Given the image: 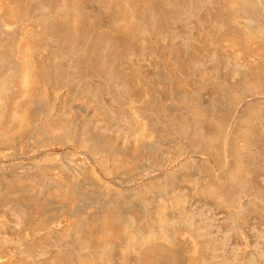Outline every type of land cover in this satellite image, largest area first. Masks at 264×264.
<instances>
[{"label":"rangeland","instance_id":"1","mask_svg":"<svg viewBox=\"0 0 264 264\" xmlns=\"http://www.w3.org/2000/svg\"><path fill=\"white\" fill-rule=\"evenodd\" d=\"M0 1V213L6 216V223L9 225L7 229L5 227L8 226L7 224L0 226V251H3L0 254L1 259L6 258L9 254L22 257L27 254L26 245L28 246V239L31 235L29 237L21 235L25 225L22 228L21 225H13L16 218L14 215H16L21 216V219L23 218V224L28 222L31 227L35 228L32 233L35 237L45 240L35 248L36 254L32 253L34 257L28 259L29 263L32 262L31 264H51L52 260L57 259V257H60L58 263L53 262L52 264H62L61 262L65 261L66 258L72 262L70 264H227L228 261V264L231 261L234 262L233 264H256L257 260L264 262V219H259L258 213L253 210L255 206L251 205L250 197L245 198L246 206L244 205L237 214H234L233 219H230L232 216L224 206H216V208L221 206L224 209L217 208L214 211L215 206L211 208L213 206L211 202L206 198H201L203 194L200 190L206 185L208 179L207 174L203 173L205 171L204 166L210 164L211 168L214 169L213 171L218 174L223 173L224 168L215 159L207 158L206 161L202 155L195 154L192 147L188 149L187 145L189 146V144H185L189 141L188 136L184 137L183 135L184 138H187L184 139L180 135L181 132L179 134V132L170 131L171 126L167 125H171V119L165 117L168 116L167 112L176 120L182 118L183 115V110L176 104L178 94L167 89L168 83V87H170L171 79L169 80L168 76L169 62L167 63L166 56L170 48L174 46L179 48V55L185 54L184 56L187 57L188 51L186 50L188 47L192 50L200 42L201 49L199 48V51L203 53H200L202 56L199 53L196 56L198 62L194 63L195 66L190 63V73L196 75L201 68H204L203 65L208 68L215 63L216 58L214 60V54H212L215 53L213 51L215 46H212L220 43L218 40L216 42V38L220 40L222 36L218 37L219 31L211 30V28H207L206 33L199 35L194 29L196 27L194 16L196 13H206L213 5L215 7L218 4L217 0H213L212 5L206 3L205 7L201 4L204 0L203 2L202 0H192L191 6L186 5L187 7L184 6V9L175 8V10H179L177 12L171 7L165 6V9L168 8L166 11L170 10L172 13L170 15L173 21H168L169 23L163 32L159 28L160 25L139 18L140 14L142 16L143 10L142 7L139 8L140 0H55L52 6L53 12L45 11L42 3H37L38 0H18L20 8L18 15L17 12L16 15H12L15 8L14 0H8L7 3L5 0ZM207 1L209 2V0H205V2ZM237 1L256 3L257 0ZM13 5L14 7L11 9ZM200 5L201 7H199ZM132 10L138 12L139 16L136 12L134 14ZM50 14L54 15L49 16ZM173 16L174 18L176 16L177 19L175 20ZM48 17L54 21H60L59 23L64 24L65 27L71 26L72 23L73 27H77L75 25H78L79 22L86 24L90 19L89 22L93 23L92 25L99 31L97 32L94 28L90 31L89 29L94 26L89 27L91 26L89 22V25L87 24L89 29L86 25L79 23L80 27L82 25V28H87L86 30L90 31L89 33L92 32V34L86 35V37L90 36L91 39L84 37L82 39L85 42L82 41L81 44L84 45L85 43V47L86 45L97 47L99 59L103 58L100 59L102 65L100 72L103 75L107 72L105 76H101L102 74L99 73V76L95 75L92 79H84L76 71L77 68L74 64L76 60L72 61L71 55H65L64 50L59 49L60 43H51L50 41L55 47L51 44H46L47 47L44 46L46 36H43L45 34L42 28L49 23ZM245 18L247 21L244 20ZM245 18H243L245 23L250 22L247 17ZM76 19H79V22ZM75 20L78 23L74 25ZM142 20L143 22H140ZM1 21L5 24L3 25ZM258 21L264 25V17H259ZM141 23L142 25L145 23V28L141 27L142 25H140L141 28L139 27ZM250 23H252L250 26L255 24L253 21ZM135 31L139 32V34L137 32V36ZM209 31L210 33H208ZM126 34L130 35L129 38ZM33 36L41 39L34 40ZM113 36L117 40L122 37L120 41H125V38L130 39L126 41L130 42V45L132 44V48L130 46L131 49H128L132 53L129 52V55L128 51L125 50L123 56L126 57L118 60L119 65L112 62L116 69L112 71L114 69L113 64L106 60L110 64L107 66V62L102 64L101 61L104 58L110 59L109 56L115 43V40L110 39ZM194 37L196 38L195 41ZM95 38V44H92ZM131 38H133L132 41ZM48 39L46 43H49ZM103 41L106 42L104 48H102V45L105 44ZM38 42L39 44H37ZM41 43L43 44L41 45ZM224 43H226V47L221 45V50L223 47L225 48L222 52L227 57L223 55L224 68H226L225 70L222 69V73L225 80L231 82L230 85L235 82L233 85L236 86L239 82L238 79L241 80V77L238 76H243V72L240 71L243 70L240 61H243L244 54H242L243 58L240 57L241 60H235L232 55L234 49L229 43L230 48H228L227 42ZM224 43L222 42V44ZM18 45L19 47L23 46L20 50L24 48V52L27 51L26 48L29 50L25 52V55L28 52L32 53V55L30 53V59H36L35 61L42 59V61H47L48 66L50 65L48 67L50 72L45 74L49 76L45 77L44 82L40 84L41 86H27L23 81L24 78H18L24 76L20 73L22 62L24 60L28 62L26 56L27 59L25 57L22 59L23 51H21V55L20 51L17 52L19 50L16 48ZM82 45L81 48L84 47ZM99 45L102 47L100 46V48ZM108 46L112 48H106ZM57 48L63 53L61 54ZM89 50L88 52H90ZM102 50L105 53L109 51V56L107 57V54L104 53L105 57H101L103 55ZM29 53L27 56H30ZM227 53H232L230 55L233 59ZM77 54L80 55V53ZM253 54V57L249 54L248 58L257 60L259 55L255 53L257 57H254ZM34 55L38 56L35 58ZM228 55L233 60V64L230 59L227 60L231 63L225 62L226 59L224 58H229ZM197 57H200V60ZM234 64L237 68V64L241 68L234 67L237 70L233 69L232 65ZM73 66L78 74L74 71ZM163 69L165 72L162 71ZM110 71L113 73L111 74ZM194 74L188 76L189 82H187L189 88L192 85L190 89L193 90L204 85L202 82L200 85H196L197 82L199 84L200 80L198 75L195 77ZM76 75L78 76L76 77ZM120 75L131 77L134 87H137L138 90H136L137 93L135 92V97L126 98L121 88V78L124 76L121 77ZM262 78L264 79V74ZM162 80H167L168 83L166 84ZM161 83L162 86H160ZM163 83H165L164 86ZM100 85L104 88L99 90L97 88L101 87ZM202 87L201 89H204ZM204 91L206 98L209 94L205 89ZM260 91L264 93V90L260 89ZM252 93H248L251 96L246 95V98L235 108L232 107L234 109V112L231 113L232 116L236 114L234 116L236 118L239 112H242L243 107L246 108L247 104H255V101H259V97H264V94ZM238 105L239 107H237ZM155 108L159 112H155L158 111ZM181 146H185L184 148L187 150L181 151V149L184 150ZM45 157H49L50 161ZM191 160L195 162L193 163ZM201 162L205 165H202ZM181 197H187L185 198L186 201H183ZM263 202L262 199L261 203ZM182 204L184 211L182 208L180 209L182 212H180L179 208ZM261 205L264 206V203ZM261 205L257 206L260 208ZM9 207H12V210H18L19 213L14 210L15 212L12 211L13 215L12 212L7 211H11ZM211 209L212 211H209ZM245 210L249 213L247 214ZM250 211L252 215H250ZM168 214L171 216H167ZM244 214L252 217L247 221L248 223L254 220L250 222V226L247 222L242 224L241 216ZM10 215L14 216V220H12V216L9 217ZM187 215L189 216L186 217ZM253 215H255V219H253ZM175 216H178L177 219ZM239 216L240 218H238ZM172 218L178 222L175 224ZM178 218H180V222ZM181 218L183 219L181 220ZM61 220V225L66 224V229L69 227L66 234L67 238L63 239L64 243L59 245L53 243L49 238L44 239L42 227L56 225L52 228L57 230L59 226L56 222ZM209 230H211V234H209ZM206 231L208 232L206 233ZM7 236L12 239L5 240L4 237ZM250 259L256 260L251 263ZM5 260L2 259L0 262Z\"/></svg>","mask_w":264,"mask_h":264},{"label":"bare ground","instance_id":"2","mask_svg":"<svg viewBox=\"0 0 264 264\" xmlns=\"http://www.w3.org/2000/svg\"><path fill=\"white\" fill-rule=\"evenodd\" d=\"M25 1V0H23ZM54 1L55 0H38V2H41L42 4V7L45 8V11L47 10L48 12H51L52 11V6L54 4ZM131 1V0H130ZM141 4H139V8L142 7L143 10H142V16L140 14V17L139 18H143V20H145L146 22L150 21L152 22L153 24L156 23V25H160L159 28H161V32L164 31V28L166 27V25L170 22V20L172 19L171 15L172 13H170V10L169 11H166L167 9H165V6H168V7H171L172 10L174 11H179V10H175V8H182L184 9L183 7L185 6V8L187 6H191V2H193L192 0H163L160 2V0H140ZM241 1V0H240ZM243 1V0H242ZM258 1V3H257ZM256 3H253V2H246V1H243L242 3H240L239 1L237 0H217V5L214 7V5L212 7H214V9L209 8V10L203 14H195V21H196V27L194 29H196V31L199 33V35H201L202 33H206L207 32V28H211L212 29H216L219 31V36H222V38L220 37V40L216 38V42L217 40L220 41V43H216V45H213L212 47L215 46V50H213L215 53H212L214 54V58H216V61L211 67L209 66L208 68H205L206 65H203L204 68H201V70L199 71L198 73V70H197V73L196 75H198L199 77V84L197 82V86L200 85V83L202 82L204 85H202L201 87L204 88L206 91H208V97L205 98V91L204 89H201V87H197L195 86V90L193 89H190L192 87L189 88V86L187 85V82L188 81V76L190 77L191 74H194V73H190V70H189V67H190V63L192 64H196V62H198V60L196 59V56H198V53L199 55L202 56V54L200 53H203V52H200L199 51V48L201 49V43H197V45H192L194 46L193 49L191 50L189 47L186 51H188L187 53V57L184 56L182 57L181 55H179V51L178 49L179 48H176L174 46H172L166 56V59H167V63L169 62V80L171 79L170 81V87L169 86V83L166 82V81H163V82H166V85L167 86V89H170L172 92L174 93H177L178 94V97L176 99L178 106L183 110V115H182V118H177L179 120H176L175 118H173L172 116H170V114H168L167 112V115L168 116H165L166 118L168 117V119L170 118L171 119V125H167V126H171V130L172 132H176L180 134V132L182 134H180L182 137L184 135V137L188 136L189 138V141L188 143H185V141H183L185 144H189V146L187 145L188 149L189 147H192L193 152H195V154H200L202 155L203 157H205V160L207 158H213L216 160V162L219 164H221V167L224 168V171L223 173L221 174H218V173H215V171H213L214 169L211 168L210 164L208 165H205L207 164V160L205 161V164H202L203 162H201L202 165H205V171L203 172L205 175L207 174V177L208 179L206 180V185H204L203 188H201L202 190L201 191V194H203V197L201 198H206L208 199L211 204L213 206H211L209 204V201H208V204L211 206V208L215 206V209H213L214 211L217 210L216 206H224L227 208L228 210V213H230V215L232 216V218L230 217V219H233V216L234 214H237L239 210H241L244 205H245V198L246 197H250V201H251V205L255 206V208L253 210H255V212L258 213V217L259 219H264V206L261 205L263 203H261L262 199L264 200V97H259L258 98V102L255 101V104H247V107H243L242 108V112L238 114V116L235 118L234 116L236 115L235 114L234 116L231 115L232 111L234 109H232V107L235 108V106L239 103H241V101H243L245 98H246V95H249L251 96L250 94L248 93H252L254 92L256 95L257 93L258 94H264V93H261L260 89L261 90H264V79L262 78L263 77V74H264V25L263 23H259L258 21V18L259 17H264V0H257ZM1 2V1H0ZM3 2V1H2ZM8 0H5V3H7ZM9 2H12V1H9ZM15 2V8H14V12L12 13V15H16V12H17V15L19 14V5H18V0L17 1H13ZM22 2V1H21ZM129 2V1H128ZM198 2V1H197ZM203 2V0H202ZM59 3V2H58ZM79 3V2H78ZM201 3V2H200ZM199 3V4H200ZM205 3V4H203ZM201 3L203 6L207 5L208 4H211L214 3L213 0H209V2H204ZM216 3V2H215ZM240 3V5H239ZM13 4V3H11ZM56 4V3H55ZM61 4V3H60ZM135 4V3H134ZM162 4V5H161ZM165 4V5H163ZM193 4V3H192ZM197 4V3H196ZM198 4V5H199ZM3 5V3H2ZM10 5V4H9ZM40 5V4H39ZM59 5V4H57ZM69 5V4H68ZM75 5V4H74ZM80 5V4H79ZM132 5V4H131ZM138 5V4H137ZM141 5V6H140ZM187 5V6H186ZM32 6V5H31ZM38 6V5H37ZM133 6V5H132ZM4 7V6H3ZM13 6H11V9H12ZM34 7V6H33ZM41 7V6H39ZM62 7V6H61ZM71 7V6H69ZM201 7V5L199 6ZM197 7V8H199ZM205 7V6H204ZM36 8V7H35ZM43 8V9H44ZM56 8V7H55ZM74 8V6H73ZM72 8V9H73ZM82 8V7H81ZM137 8L139 11H141V9ZM190 8V7H189ZM196 8V9H197ZM1 9V8H0ZM42 9V8H41ZM80 9V8H79ZM78 9V10H79ZM126 9V8H125ZM207 9V8H205ZM29 10V9H28ZM34 10V9H33ZM61 10V9H60ZM189 10V9H187ZM134 11V10H132ZM53 12V11H52ZM79 12V11H77ZM136 11H134L133 13L135 14ZM173 12V11H171ZM183 12V11H182ZM9 13V12H8ZM21 13V12H20ZM23 13V12H22ZM43 13V12H42ZM124 13V12H123ZM128 13V12H127ZM131 13V12H129ZM137 15H138V12H136ZM4 14V13H3ZM2 14V15H3ZM30 14V13H29ZM175 14V12H174ZM193 14V13H192ZM10 15V14H9ZM10 15V16H12ZM47 15V14H46ZM51 15H54V14H50L49 16ZM78 15V14H76ZM120 15V14H119ZM136 15V16H137ZM5 16V14H4ZM27 16V15H26ZM139 16V15H138ZM9 17V16H8ZM47 17V16H46ZM80 17V16H79ZM82 17V16H81ZM97 17V16H96ZM171 17V18H170ZM247 17L250 22L253 21L255 24L254 26H250L252 25V23H250L249 21L247 23H250L249 25L247 23L244 22L247 21L246 18ZM49 18V19H48ZM48 22L49 23H45L46 25L42 28L43 29V33L45 35L43 36H46V40L44 38V40L46 42L47 39L49 40V43H44V46H46V44H51L52 42H57L58 44L60 43L59 46V49L62 48V50H64V53L65 55L68 54L71 58L73 57L72 61L76 60L74 62L75 66H76V71L79 72L80 76H82L84 79H87L89 80L90 78L92 79L95 75L97 76L99 73L101 76H105V72L104 75L102 72H100V66H102L100 64V59L102 60L103 58H100V55L98 57V54H97V47H88L86 45L85 47V43L84 45L81 44L82 41H84V37H86V35H89V34H92L89 33L91 30H93V28L95 29V26L92 25L89 20L88 22L91 24V26L89 27H92V29H89L88 27V22L86 24H83L84 22H81L82 25H86L88 27V30L84 29V27L82 28V25L80 27L79 25V19L74 22V25L75 23H78V25L76 24L75 26L77 27H73V23H72V27L70 25H67V27L63 26L62 24H60L59 22L57 21H54V19L52 20L50 17H48ZM95 18V17H94ZM123 18V17H122ZM138 18V19H139ZM174 18V16H173ZM243 18H245L243 20ZM56 19V18H55ZM82 19V18H80ZM84 19V17H83ZM88 19V18H87ZM175 20L177 19L176 16L174 18ZM262 19V18H261ZM68 20V19H67ZM73 20V19H71ZM93 20V19H92ZM130 20V19H129ZM140 21V22H143ZM81 21V20H80ZM125 23H126V20L124 19ZM123 21V23H124ZM169 21V22H168ZM173 21V20H171ZM229 21V23H228ZM258 21V23H257ZM262 21V20H261ZM2 22V21H1ZM98 22V21H97ZM130 22V21H129ZM134 22V21H133ZM136 22V21H135ZM145 22V23H146ZM3 23V22H2ZM80 23V24H81ZM121 23V22H120ZM131 24H133L132 22H130ZM129 23V25H130ZM139 23V22H138ZM144 23V24H145ZM5 23H3L4 25ZM88 24V25H87ZM144 24L142 25L139 24V27L140 25H142L141 27H144ZM147 24V23H146ZM150 24V23H149ZM148 24V25H149ZM115 25V24H114ZM127 25V24H126ZM42 26V24H41ZM70 26V27H68ZM100 26V25H99ZM102 26V25H101ZM112 26V25H111ZM131 26V25H130ZM146 26V25H145ZM150 26V25H149ZM154 27H157L155 25H153ZM125 27V26H124ZM134 27V26H133ZM140 27V28H141ZM127 28V27H126ZM132 29V26L130 27ZM135 28V27H134ZM145 28V27H144ZM158 28V27H157ZM5 29V28H4ZM98 29V28H97ZM102 29V28H101ZM111 29V28H110ZM129 29V27H128ZM127 29V30H128ZM129 29V30H131ZM138 29V27L136 28V30ZM156 29V28H155ZM193 29V30H194ZM41 30V29H40ZM96 30V29H95ZM105 30V29H104ZM139 30H142V29H139ZM138 30V31H139ZM215 30V31H216ZM88 31V32H87ZM97 31V30H96ZM95 31V32H96ZM99 31V29H98ZM97 31V32H98ZM138 31H135L136 32V36L139 34ZM190 31V30H189ZM213 31V32H215ZM38 32V31H37ZM130 32V31H129ZM134 32V33H135ZM138 32V34H137ZM36 33V32H34ZM39 33V32H38ZM88 33V34H87ZM119 33V32H118ZM127 33V32H126ZM140 33H143V32H140ZM191 33V32H190ZM195 33V31H194ZM197 33V34H198ZM210 33V31L208 32ZM42 34V33H41ZM96 34V33H95ZM110 34V33H109ZM114 34V33H113ZM215 34V36H216ZM35 35V34H34ZM37 35V34H36ZM48 35V37H47ZM105 35V34H104ZM103 35V36H104ZM127 35V34H126ZM142 35V34H141ZM42 36V38H43ZM98 36V35H97ZM96 36V37H97ZM128 36V35H127ZM130 36V35H129ZM128 36V38H129ZM34 37V36H33ZM36 37V36H35ZM33 38L34 40H38V38ZM41 37V36H40ZM88 37V38H87ZM86 38L87 39H91L90 36H87ZM110 37V36H109ZM201 37V36H199ZM217 37V36H216ZM31 38V37H30ZM29 38V39H30ZM98 38V37H97ZM106 38H108L106 36ZM116 38V37H115ZM124 38V37H123ZM134 38V37H133ZM131 38V41L132 39ZM136 38V37H135ZM142 38V37H141ZM195 38V37H194ZM193 38V39H194ZM198 38V37H197ZM202 38V37H201ZM32 39V38H31ZM41 39V38H40ZM39 39V40H40ZM82 39V40H81ZM110 39H113L115 40V43H114V48L108 46L106 48L109 49L112 48L113 51L112 53H110V56H109V51L107 53L103 51V55L101 57H105V55L110 59H105V62L104 60L101 61L102 64L103 63H106L108 60V62H110L111 64L115 63L118 64L117 62L120 61V59H124L123 57H126V56H123L125 55L123 52H126L125 50L128 51V49L130 48V42H127L126 40H130V39H127L125 38L126 40L125 41H120V39H122V37H119V40L117 39H114V36L113 38H110ZM109 39V40H110ZM139 39V38H138ZM143 39V38H142ZM188 39V38H187ZM191 39V38H190ZM192 39V40H193ZM34 40H31L32 42H35ZM53 40V41H52ZM196 40V38L194 39V41ZM199 40H201L199 38ZM198 40V41H199ZM30 41V42H31ZM51 41V43H50ZM88 41V40H87ZM90 41V40H89ZM88 41V42H89ZM92 41V40H91ZM95 41H96V38L95 40L93 41L94 43L92 44H95ZM112 41V40H111ZM134 41V40H133ZM137 41V40H136ZM189 41V40H188ZM41 42V41H40ZM85 42V41H84ZM110 42V41H109ZM197 42V41H196ZM222 42H227V45L229 43V45L231 46V48L234 49V51H232V53H227V54H232L234 56V59L235 60H241L244 56V58L246 57L247 55V58H243V61H240V65L241 67L243 68V70L241 69L240 71L243 72V76L240 75L238 76L241 80H239L238 78V84L236 86L235 85V82H233V86L230 85V81H227L225 80V77H224V74L222 73V69L225 70L224 68V60H223V55L225 56V53L223 54L222 51H224L223 49H225L224 47H226V43L222 44ZM87 43V42H86ZM105 43V44H104ZM187 43V42H186ZM192 43V42H191ZM195 43V42H193ZM39 44V42L37 43ZM43 43H41L42 45ZM56 44V43H55ZM91 44V42H90ZM102 44V43H101ZM103 44L104 45H99V47L101 46L102 48H104V46L106 45V42L103 41ZM109 44V43H108ZM107 44V45H108ZM22 45V44H21ZM33 45V43H32ZM48 45V46H49ZM53 46V44H51ZM81 45L83 48H81ZM111 45V43L109 44ZM134 45V44H133ZM184 45H187V44H184ZM221 45H225L223 47V49L221 50ZM228 45V46H229ZM189 46V45H188ZM230 46L228 48H230ZM23 47V46H20L18 45V48L19 50L17 52L20 51V55H21V51L24 52V48H22L20 50V48ZM35 47V46H34ZM55 47V46H53ZM88 47V50L90 48V52H88V50H86V48ZM100 47V48H101ZM184 47V46H183ZM203 47V46H202ZM36 48V47H35ZM40 48V47H39ZM43 49V46L41 47ZM49 48V47H48ZM47 48V49H48ZM132 48V46H131ZM130 48V49H131ZM169 48V47H168ZM51 49V48H50ZM58 49V48H57ZM58 49V50H59ZM110 49V50H112ZM129 49V50H130ZM134 49V48H133ZM132 49V50H133ZM184 49V48H183ZM212 49V48H211ZM214 49V48H213ZM232 49V50H233ZM17 50V49H16ZM27 51H29L27 48H26ZM36 50V49H35ZM34 50V51H35ZM56 50V49H55ZM57 50V51H58ZM62 50L59 52H61V54L63 53ZM131 50V51H132ZM135 50V49H134ZM191 50V51H190ZM25 51V52H27ZM47 51V50H46ZM48 51H50L48 49ZM181 52L183 50H180ZM185 51V49H184ZM183 51V52H184ZM202 51V50H201ZM227 51V50H226ZM225 51V52H226ZM25 52L22 53L24 54L22 59H27L28 62H26V60H24L22 62V67H21V75H24L22 77H18V78H21L23 79V81H25L26 85H34L35 87L40 85L42 82H44V79L45 77L48 75H45L49 69L48 67V63L47 61H42V59H40L38 61H35L36 59L32 60L30 59L29 57H31L30 53L29 55L30 56H27V54L25 55ZM33 52V51H32ZM111 52V51H110ZM128 51V54L130 55V52ZM137 52V51H136ZM77 53H80V55H78ZM105 53V55H104ZM254 53V54H253ZM255 53H257L259 55V58H257V60H250L248 58L249 54L250 56H252V54L254 55V57L256 56ZM35 54V53H34ZM60 54V53H59ZM102 54V53H101ZM182 54V53H181ZM242 54H244L242 56ZM76 55H78V57H76ZM228 55V57H229ZM38 56V55H36ZM36 56L34 55V57L36 58ZM42 56V55H41ZM40 56V57H41ZM46 56V55H45ZM48 56V55H47ZM59 56V55H58ZM68 56V57H69ZM80 56V58H79ZM200 56V57H201ZM231 56V55H230ZM242 56V58H240ZM44 57V56H43ZM54 57V56H53ZM69 57V58H70ZM200 57H197L198 59ZM227 57V55L225 56ZM232 57V56H231ZM253 57V56H252ZM257 57V56H256ZM21 58V56H20ZM33 58V56H32ZM42 58V57H41ZM48 58V57H47ZM70 58V59H71ZM251 58V57H250ZM204 59V58H203ZM212 59V61H214ZM226 59L225 62H228L227 59H230L229 58H224ZM233 59V57H232ZM248 59V60H247ZM45 60V59H44ZM47 60V59H46ZM69 60V59H68ZM119 60V61H118ZM197 60V61H196ZM200 60V59H199ZM231 60V59H230ZM229 60V61H230ZM233 60H231L232 62ZM50 62V60H49ZM107 62V66H108V63ZM113 62V63H112ZM200 62V61H199ZM231 62H228V63H231ZM73 63V62H72ZM120 64V63H119ZM118 64V65H119ZM165 64V63H164ZM194 64V66H195ZM200 64V63H199ZM227 64V63H226ZM233 64V62H232ZM110 65V64H109ZM231 65V64H230ZM72 66V65H71ZM114 66V64H113ZM112 66V67H113ZM202 66V67H203ZM208 66V65H207ZM233 69H236V65H232ZM238 68L240 67L238 64H237ZM122 67V66H121ZM201 67V66H200ZM236 67V68H234ZM240 67V68H241ZM55 68V67H54ZM63 68V67H62ZM74 68V66H73ZM72 68V69H73ZM103 68V67H102ZM109 68H111L109 66ZM116 68H118V66H116ZM168 68V66H167ZM198 68V66H197ZM237 68V69H238ZM67 69V68H66ZM70 69V68H69ZM112 69V68H111ZM232 69V70H233ZM236 69V70H237ZM110 70V69H109ZM113 70H116L115 69V66H114V69ZM119 70V68H118ZM126 70V69H125ZM228 70V69H226ZM66 71V70H65ZM73 71V70H72ZM74 71H75V68H74ZM75 71V72H76ZM108 71V70H107ZM110 71V73L112 74L113 72ZM139 71V70H138ZM164 71V69L162 70ZM50 72V71H49ZM76 72V73H77ZM117 72V71H116ZM165 72V71H164ZM162 72V73H164ZM231 72V71H230ZM233 72V71H232ZM55 73V72H54ZM115 73V72H114ZM119 73V72H118ZM122 73V72H121ZM224 73H228L230 74L229 72H224ZM241 73V72H240ZM57 74V73H56ZM78 74V73H77ZM110 74V75H111ZM125 74V73H124ZM232 74V73H231ZM235 74V73H234ZM119 75V74H118ZM195 75V74H194ZM195 75V77H196ZM20 76V75H19ZM49 76V75H48ZM61 76V75H60ZM78 75H76L77 77ZM99 76V75H98ZM115 76V75H114ZM121 76V75H120ZM124 76V77H122ZM121 77V88H122V91L124 93V95L126 96V98H133L135 97V94L137 93L136 90H137V87H134L135 85L132 83V79L131 77H128L127 75H122ZM166 76V75H165ZM167 76V77H168ZM192 76V75H191ZM228 76V75H227ZM109 77V76H108ZM48 78V77H47ZM51 78V77H50ZM82 78V79H83ZM130 78V79H129ZM77 79V78H76ZM166 79V78H165ZM193 79H194V76H193ZM19 80V79H18ZM50 80V79H49ZM62 80V79H61ZM116 80V79H115ZM119 80V79H118ZM160 80V79H159ZM190 80V79H189ZM196 80V79H195ZM199 80H196V81H199ZM51 81V80H50ZM79 81V80H78ZM84 81V80H83ZM49 82V81H48ZM82 82V80H81ZM99 82V80H98ZM120 82V81H119ZM90 83V82H89ZM101 83V82H100ZM118 83V82H117ZM120 84V83H119ZM165 85V83H163V86ZM41 86V85H40ZM101 87H98L97 89H103L104 87L102 85H100ZM162 86V83L161 85ZM165 86V87H166ZM103 87V88H102ZM33 88V87H31ZM163 88V87H161ZM194 88V87H193ZM164 89V88H163ZM162 89V90H163ZM121 90V89H120ZM165 90V89H164ZM138 91V90H137ZM166 91V90H165ZM168 91V90H167ZM204 91V92H203ZM136 92V93H135ZM166 93V92H165ZM172 93V94H174ZM171 94V93H170ZM171 94V95H172ZM253 94V93H252ZM254 94V95H255ZM175 95V94H174ZM253 95V96H254ZM138 96V95H137ZM173 97V96H172ZM251 98V97H250ZM255 98V97H253ZM138 99V98H137ZM136 99V100H137ZM163 99H165V97H163ZM162 99V100H163ZM248 96H247V100H248ZM133 100V99H132ZM135 100V99H134ZM246 100V101H247ZM156 101V100H155ZM132 102V101H131ZM157 102V101H156ZM220 103V104H219ZM243 103V102H242ZM248 103H251V102H248ZM254 103V102H252ZM223 104V106H222ZM158 105V104H157ZM18 106V105H17ZM107 106H109L107 104ZM178 106H176L178 108ZM241 106V104H240ZM245 106H246V103H245ZM151 107V106H150ZM149 107V108H150ZM159 107V106H158ZM157 107V108H158ZM175 107V109H176ZM225 107V108H224ZM239 107V105L237 106ZM121 108V107H120ZM152 108V107H151ZM157 108H155L156 110H158ZM22 109V108H21ZM179 109V108H178ZM152 110V109H151ZM231 110V111H230ZM19 111V110H18ZM126 111V110H125ZM155 111V110H154ZM181 111V110H180ZM155 112H159L158 111H155ZM234 112V111H233ZM112 113V112H111ZM116 113V112H115ZM128 113V112H127ZM153 113V112H152ZM163 113V111H162ZM161 113V114H162ZM150 114V113H149ZM158 114V113H157ZM147 115V114H146ZM111 116V115H110ZM118 116V115H117ZM120 116L122 117V115L120 114ZM148 116V115H147ZM114 117V116H113ZM120 117V118H121ZM154 117V116H153ZM234 117V118H233ZM152 119V118H151ZM149 119V120H151ZM167 119V120H168ZM169 119V120H170ZM20 120V119H19ZM148 120V122H150ZM168 120V121H169ZM173 120V122H172ZM25 121V120H24ZM115 121V120H114ZM134 121V120H133ZM161 121V120H160ZM135 122V121H134ZM145 122V121H144ZM157 123V121H156ZM140 124V123H139ZM138 124V125H139ZM22 125V124H21ZM152 125V124H151ZM150 125V126H151ZM128 126V125H127ZM146 126V125H145ZM161 126V125H160ZM139 127V126H138ZM137 128V126H136ZM144 129V128H143ZM155 129V127H154ZM170 129V127H169ZM153 130V129H152ZM157 130V129H156ZM164 130V129H163ZM140 131V130H139ZM141 131H142V127H141ZM140 131V132H141ZM166 131V130H165ZM165 131H163V133H165ZM139 132V133H140ZM148 132V131H147ZM158 132V131H157ZM160 132V131H159ZM162 132V131H161ZM167 132V131H166ZM171 132V133H172ZM143 134H146V133H143ZM154 134V133H153ZM158 134V133H157ZM162 134V133H161ZM169 134V133H168ZM142 135V134H141ZM167 135V134H166ZM11 136V135H10ZM162 136V135H161ZM168 136V135H167ZM171 136V135H170ZM169 136V137H170ZM154 137V136H153ZM168 137V138H169ZM180 137V136H179ZM181 137V138H182ZM183 137V138H184ZM171 138V137H170ZM22 139V138H21ZM160 139V138H158ZM184 139H187V138H184ZM7 141V140H6ZM159 143V142H158ZM167 143V142H166ZM170 144V143H169ZM173 144V143H172ZM183 144V143H182ZM9 145V144H7ZM165 145V144H164ZM10 146V145H9ZM21 147V146H20ZM168 147V146H167ZM178 147V146H177ZM184 150H182L181 148V151H186L187 149H185L183 146H181ZM1 148V147H0ZM4 148V147H3ZM13 148V147H12ZM169 148V147H168ZM179 149V150H180ZM3 150V149H2ZM178 150V152H179ZM6 151V150H5ZM161 151V149H160ZM191 151V150H189ZM177 152V151H176ZM4 153V151H3ZM180 153V152H179ZM192 153V151H191ZM50 155V154H49ZM48 155V156H49ZM118 155V154H117ZM199 155V156H200ZM53 157V156H52ZM122 157V156H121ZM47 158V157H45ZM49 158V157H48ZM47 158V159H48ZM54 158V157H53ZM127 158V157H126ZM46 159V160H47ZM50 161V159H48ZM192 161V160H191ZM191 161H190V164H191ZM187 162V161H186ZM193 162V161H192ZM195 162V161H194ZM193 162V163H194ZM189 164V163H188ZM195 165V164H194ZM202 165H201V168H202ZM184 166V165H183ZM187 167V165H185ZM193 166V165H192ZM219 166V165H218ZM182 169V168H181ZM193 169V168H192ZM203 169V168H202ZM200 172V171H199ZM44 173V172H43ZM186 173V172H185ZM176 174V173H175ZM183 174V172H182ZM202 174V173H201ZM184 175V174H183ZM187 175V174H186ZM203 176V175H202ZM184 177V176H183ZM182 177V178H183ZM186 177V176H185ZM204 177V176H203ZM189 178V177H188ZM175 179V178H174ZM193 180V179H192ZM194 181V180H193ZM176 182V181H175ZM195 184V183H194ZM28 185V184H27ZM168 187V186H167ZM188 189V188H187ZM191 190V189H190ZM182 194V193H181ZM190 194V193H189ZM199 194V193H198ZM185 195V193H184ZM183 196V195H182ZM202 196V195H201ZM183 197H181L182 199ZM185 198L187 197H184L183 198V201H186ZM177 200H179L178 198H175ZM206 199H204L206 201ZM261 199V200H260ZM248 200V199H247ZM260 200V201H259ZM182 201V202H183ZM249 201V202H250ZM175 202H178V201H175ZM261 203V204H260ZM176 204V203H175ZM248 204V203H247ZM181 205V204H180ZM187 205V204H186ZM257 205H261V207L259 208ZM14 206V205H13ZM183 206V204H182ZM180 209L183 208V211H184V206ZM201 206V204H200ZM218 208V209H224L223 207L221 208ZM246 206V205H245ZM208 207V206H207ZM10 208V207H9ZM12 208V207H11ZM10 208V209H11ZM225 208V209H226ZM13 209V208H12ZM9 211L7 210L8 212H12L14 210ZM171 209V208H170ZM176 209V208H175ZM186 209V208H185ZM210 209V208H209ZM178 210V209H177ZM257 210V211H256ZM16 211V210H15ZM14 211V212H15ZM164 211V210H163ZM168 211V210H167ZM209 211H212L209 210ZM213 211V212H214ZM246 211V210H245ZM249 211V210H248ZM252 211V210H251ZM251 211H250V215L251 214ZM18 212V210L16 211V213ZM23 212V211H22ZM28 212V211H27ZM180 212H182V210H180ZM225 212H227L225 210ZM247 212V211H246ZM253 212V211H252ZM13 213V212H12ZM15 213V214H16ZM19 213V212H18ZM171 213V212H170ZM175 213V212H174ZM249 212H247L248 214ZM6 214V213H5ZM22 214V213H21ZM167 214V213H166ZM184 214V212H183ZM189 214V213H188ZM201 214V213H200ZM212 214V213H211ZM254 214V213H253ZM7 215V214H6ZM9 215V214H8ZM14 215V213H13ZM186 215V214H185ZM203 215V214H202ZM201 215V216H202ZM228 215V214H227ZM256 215V214H255ZM255 215H253V219H255ZM12 215H10L9 217L11 218ZM14 216L16 217L15 220H14ZM12 216V220H14V224L13 225H21V228L25 225V227H23V230L21 232V235L24 236V237H30V239H28V246L26 245V247L28 248L27 250V254L24 255L23 257L22 256H17V255H13V254H9L10 257H8L6 254V258H2V259H6L4 262H0V264H28L29 262V258L31 259V257L33 258L34 256L32 255V253L34 252L35 248H37V246H40V244H42L45 240H41L39 239L38 237H35L32 233L33 231H35V228L34 227H31L28 222H25L26 224H23V218L21 219V216H16L14 215ZM23 216V215H22ZM169 216V214L167 215ZM171 216V215H170ZM169 216V217H170ZM180 216L182 217L181 213H180ZM189 215H187L186 217H188ZM241 216V215H240ZM240 216L238 218H240ZM257 216V215H256ZM8 217V216H7ZM8 217V219H9ZM25 217V216H24ZM166 217V216H165ZM176 219L178 216H175ZM185 218V216H183ZM228 217V218H229ZM251 216H248L246 214L242 215L241 216V220H242V224H244L245 222L249 221L251 218ZM167 218V217H166ZM174 218V217H173ZM172 218V219H173ZM227 218V217H226ZM165 219V218H164ZM163 219V221H164ZM171 219V220H172ZM176 219H173L174 221ZM179 219V222H180V218ZM183 218H181L182 220ZM190 219V218H189ZM237 219V218H236ZM257 218V220H259ZM6 216L2 213H0V226H4L6 225ZM166 220V219H165ZM168 220V219H167ZM185 220V219H184ZM203 220V218H202ZM228 220V219H227ZM239 219V221H241ZM260 220V221H261ZM25 221V220H24ZM58 221V220H57ZM170 221V220H169ZM254 221V220H253ZM253 221H250V222H253ZM259 221V223H260ZM171 222V221H170ZM178 222L175 221V224ZM183 222V221H182ZM250 222L248 223V225L250 224ZM258 222V221H257ZM262 222V221H261ZM57 225L59 226L57 230H53L52 226L53 225H49V226H45V227H42L44 230V233L43 235L44 236V239H50L53 243L55 244H59L60 243H64L63 239H66V234H67V228L66 229V224L65 225H61L62 223V220L59 221V222H56ZM64 223V222H63ZM169 223V222H167ZM197 223V222H196ZM23 224V225H22ZM149 224V223H148ZM263 224V223H262ZM8 225V224H7ZM11 225V224H10ZM32 225V224H31ZM240 225V224H239ZM199 226V225H198ZM250 226V225H249ZM254 226V225H253ZM252 226V227H253ZM264 226V225H263ZM6 229L9 227L8 226H5ZM20 227V226H19ZM53 227H56L53 226ZM261 227V226H260ZM17 228V227H16ZM205 228V227H204ZM208 228V227H207ZM1 229H4V228H1ZM10 229V228H9ZM41 229V227H40ZM240 229V228H239ZM5 230V229H4ZM12 230V229H11ZM211 230H209V234ZM260 231V230H259ZM258 231V232H259ZM90 232H91V229H90ZM208 231H206L207 233ZM261 232V231H260ZM259 232V233H260ZM16 233V232H15ZM18 233V232H17ZM5 235V234H4ZM213 235V234H212ZM149 236V235H148ZM209 236V235H208ZM206 236V237H208ZM261 236V235H260ZM8 237V236H7ZM7 237H4L5 240H10L12 238H7ZM20 237V236H19ZM42 237V236H41ZM210 237V236H209ZM213 237V236H212ZM46 239V240H47ZM212 239V238H211ZM215 240V239H214ZM6 241V242H7ZM63 241V242H62ZM213 241V240H212ZM218 242V241H217ZM213 243V242H212ZM8 244V243H7ZM54 245V244H53ZM64 245V244H63ZM221 245V244H220ZM219 245V246H220ZM52 246V245H50ZM192 246V245H191ZM58 247V246H57ZM185 247V246H184ZM221 247V246H220ZM59 248V247H58ZM189 248V247H188ZM187 248V249H188ZM210 248V247H209ZM5 249V248H4ZM26 249V248H25ZM186 249V251H187ZM195 249V248H193ZM217 249V248H216ZM196 250V249H195ZM8 251V250H7ZM11 251V250H10ZM36 251V250H35ZM194 251V250H193ZM9 252V251H8ZM211 252V251H210ZM3 253V251L1 250L0 251V254ZM5 253V251H4ZM7 253V252H6ZM10 253V252H9ZM23 253V252H21ZM35 253V252H34ZM33 253V254H34ZM75 253V252H74ZM36 254V253H35ZM34 254V255H35ZM70 254V253H69ZM72 254V253H71ZM76 255V254H75ZM216 255V254H215ZM3 256V255H2ZM73 256V255H72ZM5 257V256H4ZM217 257V256H216ZM71 258V257H70ZM2 259L0 258V261H2ZM53 259V258H52ZM64 259V258H63ZM67 259V258H66ZM61 262L62 264H70L72 263L71 261H68L66 260ZM74 259V258H73ZM217 259V258H216ZM230 259V258H229ZM233 259V258H232ZM260 259V258H259ZM264 259V258H263ZM60 260V257L57 259L54 258L51 262V264L53 262H57ZM76 260V259H75ZM209 260V259H208ZM251 263L256 260V259H250ZM31 261V260H30ZM212 261V260H211ZM237 261V260H235ZM258 262V263H257ZM256 264H264V262L262 260H257ZM32 262H30L29 264H31ZM58 263V262H57ZM75 263V262H74ZM77 263V262H76ZM229 263V261L227 262V264ZM231 263L233 264L234 262L231 261ZM230 263V264H231ZM216 264V263H215Z\"/></svg>","mask_w":264,"mask_h":264}]
</instances>
